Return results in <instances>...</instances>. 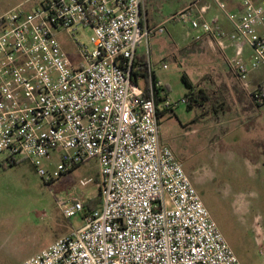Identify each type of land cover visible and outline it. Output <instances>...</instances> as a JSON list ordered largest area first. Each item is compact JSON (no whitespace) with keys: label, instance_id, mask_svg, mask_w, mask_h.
<instances>
[{"label":"built area","instance_id":"2783aa9c","mask_svg":"<svg viewBox=\"0 0 264 264\" xmlns=\"http://www.w3.org/2000/svg\"><path fill=\"white\" fill-rule=\"evenodd\" d=\"M212 1L233 27L228 36L218 19L205 18L209 5L166 22L230 48L248 88L264 66V0H237L241 12ZM27 3L30 10L0 16V155L10 166L28 162L45 181L94 160L102 203L84 214L81 200L60 202L63 216L83 215L84 226L22 264H241L161 142L160 117L173 111L168 91L152 66L145 89L134 83L138 49L164 34L166 22L149 25L146 0ZM85 29L87 44L77 39ZM67 32L75 59L59 41ZM253 98L259 104L264 94Z\"/></svg>","mask_w":264,"mask_h":264},{"label":"rangeland","instance_id":"374dc122","mask_svg":"<svg viewBox=\"0 0 264 264\" xmlns=\"http://www.w3.org/2000/svg\"><path fill=\"white\" fill-rule=\"evenodd\" d=\"M28 1L0 0V16L21 5L30 10ZM204 4L189 7L197 12ZM172 8V0L164 3L160 19L165 20ZM216 12L223 20L222 12ZM165 28L168 31L150 43L153 50L164 52L153 60L173 106L172 112L160 117L161 142L183 163L241 264H264V105L258 108L253 98L258 83L264 81V66L259 80L250 84L249 79L247 88L231 66L230 48H220L208 36L195 40L194 32L178 22H166ZM90 34L85 29L77 39L87 44ZM59 41L75 59L70 34L60 35ZM184 74L194 90L204 91L208 98L191 111L183 102L188 92ZM98 174L96 161L90 160L45 181L28 162L11 167L0 155V264H22L82 228L84 216L65 218L59 203L79 199L85 205L95 200L100 194Z\"/></svg>","mask_w":264,"mask_h":264},{"label":"crops","instance_id":"0c3cea01","mask_svg":"<svg viewBox=\"0 0 264 264\" xmlns=\"http://www.w3.org/2000/svg\"><path fill=\"white\" fill-rule=\"evenodd\" d=\"M167 1H170V0H167ZM167 1L166 0H146L148 23L151 27H155V26H158V25L166 22L167 20H169L174 15H176V14L186 10L187 8H189V6H191L192 3L205 2L204 5L210 6L209 10L204 15L205 18L208 20H212L214 18L218 19L219 25L221 26L222 31L225 34V36H228L233 31V27L230 24V22L228 21V19L225 17V15L222 13L224 16V18L222 20L221 16H219V14H217L216 10L218 9V7L216 6V4L212 0H172L173 8L170 10L171 14L169 16H167L166 19L164 18L165 20H163V19H160L161 13L159 11L162 10L163 4L166 3ZM224 1L226 2L227 8L229 11L241 12L240 3L237 0H224ZM204 5H202L201 7H203ZM214 6H216V7H214ZM166 31H168L167 28H166ZM158 37L159 36H157V35H156V37L152 36L147 41H145L143 43V45L138 49V51L136 53L135 63L138 62V64H140L139 62H146L148 69L150 66H152L154 68V74H155L156 79L162 81L164 87L168 91L169 90L168 87L165 85L163 80L159 77V75L155 69V65L157 62L155 60H153L154 56H156L157 54H160V53H164V52H160V50H158L157 48L153 50L152 47H150V43L154 42ZM259 70L252 72L250 74V76H249L250 84H253V80H259L258 78H260V76H261L259 73ZM137 83L140 87L145 89L146 85H145V78L144 77L137 76ZM261 83H264V81ZM261 83H258V85H260ZM257 106H258V108L261 107L258 105V103H257ZM162 114H165V113H162ZM192 176H193V174H192Z\"/></svg>","mask_w":264,"mask_h":264},{"label":"trees","instance_id":"16d2710c","mask_svg":"<svg viewBox=\"0 0 264 264\" xmlns=\"http://www.w3.org/2000/svg\"><path fill=\"white\" fill-rule=\"evenodd\" d=\"M139 63L140 64H138V62L134 64V68H135L134 69L135 72L133 73L134 83L135 84H138L137 83V76H142V77L145 78V85L147 86L148 85V66H147V63L146 62H139ZM182 80H183V82L185 83V85L188 88V92L186 93V95H185V97L183 99V101L187 104L188 110L191 111L192 110V107L194 105H196V104L197 105L199 103H202L203 104V103H205V102L208 101L207 94L204 91H202V90L195 91L194 90V88H195L194 85L188 80V77L185 74L183 75ZM259 87H260L259 88L260 92L262 94H264V83H261L259 85ZM258 105L259 106H263L264 105V99ZM218 109L219 110L221 109V106L220 105L219 106H215V110L218 111ZM79 167L80 166H78V167H76L74 169H77ZM99 179L100 178L98 177L96 180L99 182ZM100 201L102 203V200H101V190H100L99 196L95 200H91L87 204L84 205L85 206L84 214H86V213H88V212H90V211H92L94 209H97V205L99 204Z\"/></svg>","mask_w":264,"mask_h":264}]
</instances>
